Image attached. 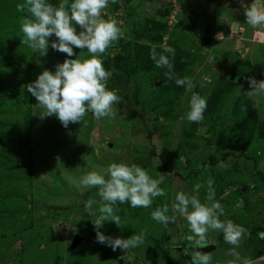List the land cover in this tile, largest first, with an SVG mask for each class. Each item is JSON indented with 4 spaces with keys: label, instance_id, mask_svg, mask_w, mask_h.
<instances>
[{
    "label": "rangeland",
    "instance_id": "obj_1",
    "mask_svg": "<svg viewBox=\"0 0 264 264\" xmlns=\"http://www.w3.org/2000/svg\"><path fill=\"white\" fill-rule=\"evenodd\" d=\"M0 87V264L264 246V0H0Z\"/></svg>",
    "mask_w": 264,
    "mask_h": 264
},
{
    "label": "trees",
    "instance_id": "obj_2",
    "mask_svg": "<svg viewBox=\"0 0 264 264\" xmlns=\"http://www.w3.org/2000/svg\"><path fill=\"white\" fill-rule=\"evenodd\" d=\"M50 16H49V19L51 18H53L55 15H54V13H50L49 14ZM56 21H58L59 19H55ZM53 19L52 20H49L48 22H47V24H48V26L49 25H51V26H56L58 29H60L61 30V34H62V36H65L66 38L64 39L63 37H61L62 38V41L63 42H65L66 44H67V49H70V44L72 43L71 41H69L70 40V38H72L73 36H76V37H79L80 38V30H79V28H77V27H74V25H71V26H63V23L59 20V22L57 23V24H55L54 22H56V21H53ZM38 33V32H37ZM94 33L95 34H97V35H99L100 34V31H94ZM65 40V41H64ZM174 63H176V61L174 62ZM33 69V68H32ZM35 69V68H34ZM230 87V83H228V84H226V86L224 87V90H226V89H228ZM5 94V92H4V89L2 88V87H0V95H4ZM4 125V123H3V121H1L0 120V126H3ZM43 141V140H42ZM42 141H40L41 142V144H42ZM44 142V141H43ZM46 142V141H45ZM44 142V143H45ZM84 157H82V159L84 160V159H89L90 161L89 162H87V163H85V165H88V166H91V167H95L96 168V161H98L99 159H101V157L100 156H98V155H96L95 153H92V152H85L84 153V155H83ZM148 162V161H147ZM146 161H141V160H139V161H137V160H135V158L132 160V162H131V164H136V163H141V164H145V163H147ZM84 164V163H83ZM109 165V162L107 161V162H104V163H102V165ZM131 165H130V163L129 164H127V165H125L124 167H123V169L124 170H128L129 169V167H130ZM126 171H124V172H126ZM88 193H89V191L88 192H85V193H83V194H81L80 195V197H82L83 199H85L86 200V198H90L89 196H88ZM85 200L83 201V202H85ZM226 235V234H225ZM101 249V247L98 245L97 246V250H100ZM264 249H260L256 254H259V253H261V251H263ZM100 252V251H99Z\"/></svg>",
    "mask_w": 264,
    "mask_h": 264
},
{
    "label": "crops",
    "instance_id": "obj_3",
    "mask_svg": "<svg viewBox=\"0 0 264 264\" xmlns=\"http://www.w3.org/2000/svg\"><path fill=\"white\" fill-rule=\"evenodd\" d=\"M248 11L250 13H252V14H257L256 11H255V8H251ZM233 228L234 227H232V231L235 230ZM243 231L244 230H240L239 233H236V235L231 238L232 239L231 245H234L233 248L236 251L234 256L237 257L238 263H235L234 262L235 260H234V261H225L226 264H244L247 259L252 257L251 254L254 253V251H250L249 248L247 246H244V245H255V244L258 245V244H260L258 241L256 243H254V241H253L252 237L249 235L248 231H245V233ZM216 232H217V230H216ZM210 236L212 237L211 241H213V243L216 244V248H217L218 242H215V241H217L216 240V234L213 235L212 234V230H211ZM227 236H231V234L229 233V234H227ZM200 239H201V241H203V239H205V238H200ZM239 241L240 242L242 241V243H243L241 245V247H239L240 245L236 246V243L239 242ZM180 242H182V241H180ZM195 242H197V241H195ZM182 245L183 244L180 243L179 246H177L176 249L180 250L181 253H183L185 259H187L189 261V258H188L187 254H190V253L186 252V249H184L185 247H183ZM215 249L210 251V252H208V253L201 252L199 255H202L205 258L209 259L215 253V251H216ZM260 249H264V246H262V247L258 248L257 250H255V255Z\"/></svg>",
    "mask_w": 264,
    "mask_h": 264
},
{
    "label": "built area",
    "instance_id": "obj_4",
    "mask_svg": "<svg viewBox=\"0 0 264 264\" xmlns=\"http://www.w3.org/2000/svg\"><path fill=\"white\" fill-rule=\"evenodd\" d=\"M247 264H264V250L248 259Z\"/></svg>",
    "mask_w": 264,
    "mask_h": 264
},
{
    "label": "water",
    "instance_id": "obj_5",
    "mask_svg": "<svg viewBox=\"0 0 264 264\" xmlns=\"http://www.w3.org/2000/svg\"><path fill=\"white\" fill-rule=\"evenodd\" d=\"M216 248V244L206 245L204 246L203 252L208 253Z\"/></svg>",
    "mask_w": 264,
    "mask_h": 264
}]
</instances>
